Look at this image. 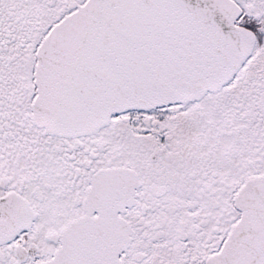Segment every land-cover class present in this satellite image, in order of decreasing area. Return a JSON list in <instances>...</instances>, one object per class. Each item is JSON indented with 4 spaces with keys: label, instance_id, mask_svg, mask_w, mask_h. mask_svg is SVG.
<instances>
[{
    "label": "snow or ice",
    "instance_id": "6c2138e0",
    "mask_svg": "<svg viewBox=\"0 0 264 264\" xmlns=\"http://www.w3.org/2000/svg\"><path fill=\"white\" fill-rule=\"evenodd\" d=\"M0 264H264V0H0Z\"/></svg>",
    "mask_w": 264,
    "mask_h": 264
}]
</instances>
